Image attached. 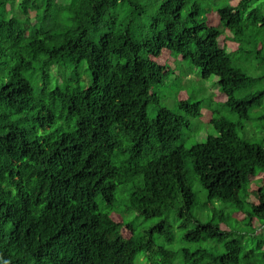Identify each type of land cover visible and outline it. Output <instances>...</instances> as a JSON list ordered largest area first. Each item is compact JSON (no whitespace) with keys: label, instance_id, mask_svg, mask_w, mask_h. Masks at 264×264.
Instances as JSON below:
<instances>
[{"label":"trees","instance_id":"trees-1","mask_svg":"<svg viewBox=\"0 0 264 264\" xmlns=\"http://www.w3.org/2000/svg\"><path fill=\"white\" fill-rule=\"evenodd\" d=\"M160 1L139 39L117 16L142 0H0V264H264V129L246 132L264 74L229 51L261 56L264 14L238 0L215 25L198 2ZM166 52L218 77L237 120L214 114L218 135L175 145L203 104L164 103ZM135 212L159 218L144 233Z\"/></svg>","mask_w":264,"mask_h":264},{"label":"rangeland","instance_id":"rangeland-1","mask_svg":"<svg viewBox=\"0 0 264 264\" xmlns=\"http://www.w3.org/2000/svg\"><path fill=\"white\" fill-rule=\"evenodd\" d=\"M39 1V0H38ZM67 0H59V2H65ZM238 0H189L187 4V8L194 2H198L201 7L204 9L206 17L208 18L209 22L212 24L217 25L219 23V17L217 15V9L222 7L224 4L227 3H236ZM142 3L146 5V10L138 16H135L131 12V4H122L118 10L117 20L119 25H124L127 22H132L133 31L135 34L138 35L139 39H144V37L152 35V20L153 17L156 15L159 5L161 3L160 0H142ZM251 7L248 9H252L254 7H259L264 14V0H257L252 1L250 3ZM32 15L35 14L34 9H31L30 12ZM223 43L229 46H236V43H232L229 41L223 40ZM250 47L249 49H251ZM262 48V46H261ZM247 48V50H249ZM262 50L261 56L259 54L255 55H248V53L238 50V52L229 50L232 52V57L237 66L241 67L247 73L253 76H259L264 74V49ZM252 54V53H251ZM160 61L164 64L173 68L174 72L169 73V77L166 80V84L164 87L160 86V96H164V103L168 102L170 108L175 107V103L180 99H187L192 98L195 101H201L203 104L202 108V116L200 118L192 119L193 127L196 128L193 131H185L184 135L181 139L177 140L175 145H185V147L192 146L196 141H205L209 135H218L219 131L214 127V125L210 122V119L215 114L216 117H227L231 120H237L236 114L229 111L227 107H225V100L222 98V95L216 85L218 77L215 75L209 76L204 78L200 75L199 68L190 64V62L186 60H182L179 57L172 56L168 52L164 53ZM76 67V66H70ZM85 63L78 67L80 73L83 76H87V81L84 79L82 80L83 84L90 83V74H84ZM176 68V69H175ZM57 68H54L51 71L52 77L55 80V75L57 76ZM70 70H61V74L64 77H68ZM26 77H30L32 74L33 77V84H36L38 78H36V74L34 71L32 72H25ZM76 72L73 71V75ZM77 76V75H75ZM61 81H64L63 78H59ZM262 87L261 83L254 85L253 87L250 85L245 86L246 89H242L237 91V96H242L246 94L247 91H257ZM38 93L37 90H35ZM152 113L151 115H155V109L152 108L150 110ZM264 113V100L259 107L252 111V116L254 120L251 123H248L246 126L248 130L246 132L254 131L252 127L256 128V131L259 133L260 130L264 128V119L262 118ZM240 132H243L240 130ZM239 132V133H240ZM196 134V135H195ZM253 185L255 183L253 182ZM200 187V186H199ZM242 214H238L241 216ZM134 217L136 218L139 227L145 233L147 232L158 220L159 217L144 219L142 215H139L137 212L134 213ZM117 221H120L119 216H115ZM205 220V218H204ZM234 220V217H233ZM178 221H175V226L177 227ZM254 225L256 227H260V224L255 222ZM177 238L182 236V233L179 229L176 228ZM155 242H159V237L154 236ZM175 241V242H176ZM181 245H182V240ZM257 242V239L254 237H247L245 239L246 246L248 248H252ZM169 247L173 251L181 250V246L179 244L174 243V245L169 244Z\"/></svg>","mask_w":264,"mask_h":264},{"label":"clouds","instance_id":"clouds-1","mask_svg":"<svg viewBox=\"0 0 264 264\" xmlns=\"http://www.w3.org/2000/svg\"><path fill=\"white\" fill-rule=\"evenodd\" d=\"M140 260H144V258L142 257ZM143 264H148L147 262H144Z\"/></svg>","mask_w":264,"mask_h":264}]
</instances>
